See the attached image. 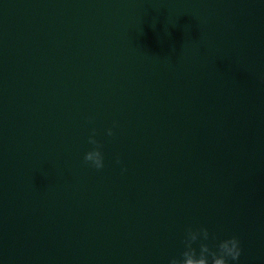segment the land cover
<instances>
[{
    "label": "water",
    "instance_id": "1",
    "mask_svg": "<svg viewBox=\"0 0 264 264\" xmlns=\"http://www.w3.org/2000/svg\"><path fill=\"white\" fill-rule=\"evenodd\" d=\"M202 226L264 264V0H0V264H168Z\"/></svg>",
    "mask_w": 264,
    "mask_h": 264
},
{
    "label": "clouds",
    "instance_id": "2",
    "mask_svg": "<svg viewBox=\"0 0 264 264\" xmlns=\"http://www.w3.org/2000/svg\"><path fill=\"white\" fill-rule=\"evenodd\" d=\"M109 135L112 134V130H108ZM89 142L95 144L96 141L89 137ZM84 162L94 169H102L104 167V154L97 146L84 154ZM120 164L119 157L115 161ZM121 171H125L121 168ZM209 238V230L207 227H200L197 230H193L187 227L183 235L184 250L180 253L179 258L173 257L168 261V264H231L236 262L240 256L241 248L240 242L237 237L231 236L225 239H220L215 245V251L209 248V246L203 241H207ZM200 240V250L197 252L192 248L194 241Z\"/></svg>",
    "mask_w": 264,
    "mask_h": 264
}]
</instances>
